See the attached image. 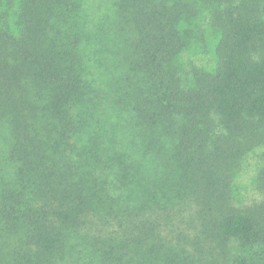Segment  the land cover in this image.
<instances>
[{
    "label": "trees",
    "instance_id": "trees-1",
    "mask_svg": "<svg viewBox=\"0 0 264 264\" xmlns=\"http://www.w3.org/2000/svg\"><path fill=\"white\" fill-rule=\"evenodd\" d=\"M84 2L0 0V264H264V0H115L111 68Z\"/></svg>",
    "mask_w": 264,
    "mask_h": 264
},
{
    "label": "rangeland",
    "instance_id": "rangeland-1",
    "mask_svg": "<svg viewBox=\"0 0 264 264\" xmlns=\"http://www.w3.org/2000/svg\"><path fill=\"white\" fill-rule=\"evenodd\" d=\"M114 2L115 0H85L84 2L85 18L89 19L88 29H96V26L100 24L98 31L89 30V32H91V37L88 38L92 39L95 44L98 45L99 56L102 60L101 65L105 64L107 68H111L113 65V57L108 49L110 45L109 43L113 42L111 40L113 35L108 28L111 23ZM201 19H203V17L198 16L194 19V21H198V24H202L203 29L206 30L207 37L205 40H202L200 46L197 38H195L194 44L187 51L185 59L186 61L194 60L199 65L212 70L216 61L213 53L216 44L215 34L213 33V29L210 24H208V21L203 20L204 23H201ZM191 29L194 31L195 27L192 26ZM104 33L109 34L110 37L108 38L105 35V38H103ZM263 153L264 149H258L256 155L253 154L252 157L248 158L241 178L239 179V192L245 196L246 202L253 197L256 198L259 196L258 192L254 190L252 184L256 176L258 166L260 164H264L262 156Z\"/></svg>",
    "mask_w": 264,
    "mask_h": 264
}]
</instances>
